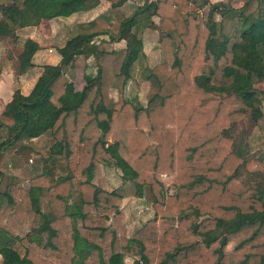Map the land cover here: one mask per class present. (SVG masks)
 Wrapping results in <instances>:
<instances>
[{
	"label": "trees",
	"instance_id": "1",
	"mask_svg": "<svg viewBox=\"0 0 264 264\" xmlns=\"http://www.w3.org/2000/svg\"><path fill=\"white\" fill-rule=\"evenodd\" d=\"M97 1L0 0L3 56L14 74L32 65L38 47L25 38L11 58L16 29ZM205 5L145 0L128 17L111 6L76 24L27 93L12 91L0 110V156L46 132L52 143L29 187L11 175L0 189V264H264V176L256 185L240 177L264 163L234 130L248 113L264 143V91L254 88L264 81V0H220L218 20L202 14ZM138 25L157 30L160 60L148 67L140 50L131 59L127 44L103 49L94 40H126ZM76 56L91 61L75 100L61 103L73 90L64 70ZM134 61L147 82L143 104L123 94ZM95 164L119 169L136 196L148 187L152 216L130 235L121 194L92 182Z\"/></svg>",
	"mask_w": 264,
	"mask_h": 264
},
{
	"label": "rangeland",
	"instance_id": "2",
	"mask_svg": "<svg viewBox=\"0 0 264 264\" xmlns=\"http://www.w3.org/2000/svg\"><path fill=\"white\" fill-rule=\"evenodd\" d=\"M242 0H229L231 6L237 7ZM209 7L206 6L202 10V14L208 15ZM211 17L214 20H218L219 15L212 11ZM130 39V51L132 59L134 52L139 49V43L141 42L137 34H132ZM214 43V40L211 41ZM5 41L1 42L2 47L5 45ZM21 42L20 39L16 40L11 46L10 55L11 58L16 56V53L20 50ZM141 47V46H140ZM1 52V49H0ZM5 54L2 50L0 53V61L3 59L2 55ZM152 61L160 59L159 53L155 52L152 57ZM1 65V64H0ZM134 66V65H133ZM135 72V75H134ZM77 74V80H80L79 72ZM132 78L129 80L123 90V94L126 98H136L141 104L145 102L144 92L147 87L146 80H141L138 77L137 71H133L131 68ZM75 76V74H74ZM73 77L75 79L76 77ZM136 76V81L133 77ZM76 80V79H75ZM79 84V83H78ZM77 84V85H78ZM256 90L264 91V81H260L254 84ZM113 92V91H112ZM111 92V95L115 94ZM75 100V97L71 102ZM263 108V106H262ZM237 127L234 129L236 136L246 134V140L249 146V152L251 157L258 158L264 163V143L261 141L260 133L257 128L251 125L248 113L245 118L236 124ZM249 130V132H248ZM248 132V133H247ZM52 143V138L46 132L43 135L31 139L29 141L17 142L14 145L8 147L0 156V170L2 171L0 179V189L9 180L11 175H15L18 178V184L23 187H29L28 178L40 170V166L47 165L49 155V147ZM56 171V169H54ZM58 171L55 172L57 174ZM264 176V170H242L240 173L241 179L252 185L259 184ZM92 182L103 189H115L117 190L122 198L119 204L122 212V222L126 229V234L130 235L136 227L143 224L145 220L152 216V205L151 195L148 187L143 186L141 195L136 196L137 189L128 180L121 179L119 169L115 167H105L100 164H95L92 175ZM33 190L34 196L38 199L39 208L44 210L46 208L45 202L40 199L39 193L35 188ZM25 227H20L16 230L18 236H22L25 232ZM2 240L0 239V242ZM125 261L130 262V258H124Z\"/></svg>",
	"mask_w": 264,
	"mask_h": 264
},
{
	"label": "crops",
	"instance_id": "3",
	"mask_svg": "<svg viewBox=\"0 0 264 264\" xmlns=\"http://www.w3.org/2000/svg\"><path fill=\"white\" fill-rule=\"evenodd\" d=\"M144 1L145 0H98L97 3L89 9L74 11L65 16H54L47 19H41L36 24L25 25L16 29V40L20 39V42H22V40H24L25 38H30L37 43L38 47L31 55L30 61L32 65L20 74H14L10 59L5 58L2 55L3 59L0 61V110L2 109L4 103L9 100L11 93L15 88H17L23 94L27 93L30 90L36 76L39 73L41 65L55 64L58 61L59 55L56 52L55 47L62 45L67 38L76 33V24L78 22L87 21L94 16L103 13L107 8L111 6L115 7L120 13L128 17L134 11L138 10V8L143 4ZM219 1L220 0H207L208 4H212L214 2L218 3ZM205 7L206 5L202 7L201 11ZM156 20V16L151 17V21L153 24L156 23ZM133 30L134 32L132 34H137L141 39V42L138 46L139 49H137L136 51L140 50L145 56V65H147L148 67L158 62L160 59L152 61V57L155 55V52L159 53L156 45L157 30L154 27L143 25L133 27ZM132 34L126 40L122 38L109 39L106 35H97L95 36L94 40L97 45L103 49L120 48L127 44L129 47V52L131 53L130 39L131 36H133ZM1 42L2 41L0 40V49L2 52L3 47L1 45ZM90 61V57L82 58L81 56H76L73 64L65 68L64 74L68 80L72 81L73 90L71 93L62 94L58 98L59 102L70 103L72 101L71 99L74 98L75 94L80 90L82 86V73L88 68L87 65L90 64ZM131 68L133 71L136 70L138 74V65L135 63V61L131 65ZM77 72H79L80 76L79 81L77 80ZM72 76L76 77V80L73 79ZM138 77H140L139 74ZM131 78L132 74L130 69V78L127 80V82L131 80ZM133 78L135 79L134 81H136V76ZM140 79L144 80L142 78ZM111 92L115 94L114 90H111ZM112 97L115 98V95Z\"/></svg>",
	"mask_w": 264,
	"mask_h": 264
},
{
	"label": "water",
	"instance_id": "4",
	"mask_svg": "<svg viewBox=\"0 0 264 264\" xmlns=\"http://www.w3.org/2000/svg\"><path fill=\"white\" fill-rule=\"evenodd\" d=\"M224 4L227 5V2H224ZM216 6H217V3H216V2H214V3L211 4V6H210V8H209V11H208V18H211L212 11H213V9H214Z\"/></svg>",
	"mask_w": 264,
	"mask_h": 264
}]
</instances>
